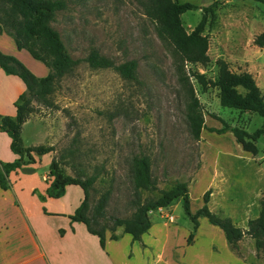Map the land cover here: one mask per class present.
Segmentation results:
<instances>
[{"label": "rangeland", "instance_id": "1", "mask_svg": "<svg viewBox=\"0 0 264 264\" xmlns=\"http://www.w3.org/2000/svg\"><path fill=\"white\" fill-rule=\"evenodd\" d=\"M63 1L66 9L57 14L51 26L59 32L69 56L77 60L79 66L56 84L48 100L33 101V113L23 125V147L52 151L42 157L31 153L33 160L26 158L23 173L24 169L34 171L25 174L32 181L35 197L40 202L44 201V177L49 176L53 161L59 172L71 179L84 180L97 174L99 178L90 190V211L110 188L107 216L129 219L137 210L138 201L144 203L159 196V192L139 193L134 189V159L148 157L157 188L160 192L167 191L175 183L189 184L194 179L201 165L200 141L192 138L187 125L186 95L171 53L159 40L140 3L137 0ZM174 1L201 8L181 16V24L189 33L201 22L203 8L220 2L215 9L214 23L207 24L204 30L210 40V64L206 67L187 65L186 71L216 80L218 61H224L235 73H250L264 93V48L260 50L254 44V39L264 33V5L252 0ZM8 40L0 41V53H12V57L38 79L50 74L48 67L32 59L26 51H17L16 47L11 51L12 44ZM93 50L116 65L137 62L138 81L126 80L113 69H91L85 59ZM11 79L19 81L24 94L30 96L19 78ZM191 79L208 125L223 127L218 121L213 122L212 113L228 126H237L249 133L261 130L262 118L250 112L224 109L216 89L203 91ZM11 90L16 92L17 89L12 87ZM2 105L0 99V107ZM216 139L228 150L232 149V140ZM257 148L258 157H263L264 136ZM13 178L11 176L10 181ZM83 198V190L72 187L66 202L79 205ZM38 213L35 220L50 233L49 243L58 256L60 249L66 258L65 242L60 240L63 232L57 229L63 220L45 216L43 209L40 215ZM169 214L177 223L190 221L184 214L182 201H178ZM15 216L11 214L12 221ZM105 225L112 224L105 222ZM96 253L103 256L99 249Z\"/></svg>", "mask_w": 264, "mask_h": 264}, {"label": "trees", "instance_id": "2", "mask_svg": "<svg viewBox=\"0 0 264 264\" xmlns=\"http://www.w3.org/2000/svg\"><path fill=\"white\" fill-rule=\"evenodd\" d=\"M144 10L146 17L152 21L155 32L161 42L169 49L173 64L179 75V82L184 95H186V121L192 138L199 142L203 130L206 128L202 103L195 95L193 81L200 85L203 91L208 88L217 90L218 99L224 109H233L243 112L254 113L262 118L263 127L254 133L237 126H228L224 120L216 114H210L211 118L218 121L223 127L211 129L218 135L233 133L238 144L242 145L243 151L258 155L257 143L264 136V93H262L254 77L247 72L235 73L229 69L224 61H218L219 71L216 80L208 79L204 74L188 73L187 65L206 67L210 64L209 48L210 40L205 35V27L215 21V9L220 2L213 3L210 7L203 8L204 16L200 23L191 33L186 32L182 26L181 16L189 11H199L197 6L191 3H178L174 0H137ZM228 2L233 0H226ZM257 4L264 5V0H252ZM66 9L63 0H0V34L6 33L15 41L19 51L25 50L32 59L44 64L51 72L38 79L30 70L14 57H8L0 53V69L6 76L18 77L23 83L25 90L30 95L22 94L15 103L16 114L14 119L2 118L0 130L5 132L12 141L10 151L18 157L11 164L0 163V188L9 190L8 177L17 170H23L25 160H33L31 153L37 157L51 152L48 148H24L22 139L23 125L30 114L33 113L32 103L35 99L46 101L55 90L56 84L65 76L71 75L79 66L77 60L69 56L68 50L59 32L55 31L51 23L55 21L59 12ZM210 17V23H209ZM258 49L264 48V33L254 39ZM85 62L93 70L105 71L113 69L121 77L131 82L138 81L137 62H125L116 65L106 57L100 56L97 50L88 54ZM134 166V189L137 192H159L158 197H152L146 202H137V210L131 218L108 217L106 209L112 195V189H108L100 198L98 204L90 211V190L99 178L97 174L80 178H69L59 172L55 161L50 167L47 194L50 198L60 199L66 195L67 187L78 186L84 192V201L74 215L69 218L72 223L85 224L88 232L96 236L99 248L104 251L106 232H112V239L118 240L117 228L123 227L124 232L133 238V242L142 241L152 227L148 214L152 211H167L174 207L178 201L183 202L184 214L193 224V232L189 236L187 244H192L194 235L199 228V218L203 217L214 226L219 227L225 234L229 249L242 255L239 243L245 237L253 239L255 251L258 257L264 254V193L260 199L259 217L248 223V229L243 230L235 226L230 219H223L220 214H214L209 209L211 192L204 196V206L195 215L191 214L189 188L185 183H175L167 191H159L153 180L150 159L146 156H138L133 161ZM105 222L112 225L104 226Z\"/></svg>", "mask_w": 264, "mask_h": 264}, {"label": "crops", "instance_id": "3", "mask_svg": "<svg viewBox=\"0 0 264 264\" xmlns=\"http://www.w3.org/2000/svg\"><path fill=\"white\" fill-rule=\"evenodd\" d=\"M4 38L9 39L13 51L12 48L16 47L14 39L6 33L0 34V41ZM16 50L19 51L17 47ZM11 78L18 77H8L0 69V99L3 103L0 123L4 117L15 118V103L25 93L19 81ZM12 87H16V92H12ZM205 126L199 148L201 165L194 179L187 184L190 212L195 215L204 206V196L210 191L211 212L220 214L223 219H231L236 227L247 230L249 221L259 217L260 199L264 193V156L259 158L243 151L231 132L226 135L211 132V129L222 127L210 126L207 121ZM218 137L232 140V149L228 150L218 142ZM11 144L9 136L0 130V163L4 165L18 159L10 151ZM11 176H14L13 181H10ZM11 176L8 177L9 190L0 188V264H264V254L258 257L251 237H245L239 243L240 256L229 249L222 230L203 217L199 218V228L192 244H187L193 224L191 221L177 223L169 214L174 207L148 214L152 227L140 242H133L123 227L117 228L116 241L111 238L112 232L107 230L105 249L102 251L97 237L88 232L85 224L69 220L85 196L79 205L73 206L66 202L69 188H72L67 187L63 198H50L47 178L44 177V201L40 202L35 197L36 189L32 181L23 170L13 172ZM35 208L40 214L43 209L45 216H56L63 220L57 229L63 232L60 240L65 242L66 258L60 249L58 256L49 243L51 235L35 220L38 213ZM13 213L16 215L15 221L11 220ZM169 217H172V221ZM94 249H99L103 256L97 255Z\"/></svg>", "mask_w": 264, "mask_h": 264}, {"label": "water", "instance_id": "4", "mask_svg": "<svg viewBox=\"0 0 264 264\" xmlns=\"http://www.w3.org/2000/svg\"><path fill=\"white\" fill-rule=\"evenodd\" d=\"M24 172L25 173H33L34 171L33 170L24 169Z\"/></svg>", "mask_w": 264, "mask_h": 264}, {"label": "built area", "instance_id": "5", "mask_svg": "<svg viewBox=\"0 0 264 264\" xmlns=\"http://www.w3.org/2000/svg\"><path fill=\"white\" fill-rule=\"evenodd\" d=\"M169 219L172 221V217H169Z\"/></svg>", "mask_w": 264, "mask_h": 264}]
</instances>
